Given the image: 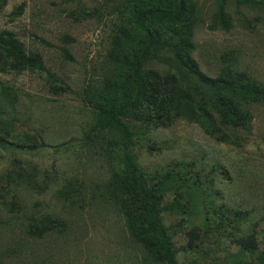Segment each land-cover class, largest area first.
<instances>
[{
	"label": "rangeland",
	"instance_id": "1",
	"mask_svg": "<svg viewBox=\"0 0 264 264\" xmlns=\"http://www.w3.org/2000/svg\"><path fill=\"white\" fill-rule=\"evenodd\" d=\"M194 4L199 23L190 56L198 69L215 78L229 68L264 88V0ZM123 9V0H0V32L41 57L22 71L10 68L12 58L0 60L1 117L16 133L0 145L1 183L12 184L6 197L23 211L62 223L8 255L11 239L23 237L20 222L0 204L7 221L0 226V264H158L108 197L107 182L124 163L119 147L106 142V125L96 126L86 93L109 68ZM242 107L250 129L225 127L226 141L175 107L142 104L126 118L132 154L159 188V215L177 264H264V97Z\"/></svg>",
	"mask_w": 264,
	"mask_h": 264
},
{
	"label": "trees",
	"instance_id": "2",
	"mask_svg": "<svg viewBox=\"0 0 264 264\" xmlns=\"http://www.w3.org/2000/svg\"><path fill=\"white\" fill-rule=\"evenodd\" d=\"M194 6V0H123V12L127 16L120 20L112 37L109 68L98 86L86 89L88 105L98 114L96 126L106 125L109 136L106 142L119 147L124 163L123 169L114 170L107 182L108 197L114 201L130 236L158 264H177V259L159 215V188L149 183L132 154L126 118L142 104L156 110L175 107L177 115L193 119L208 135L226 141L225 127L250 129L251 115L243 104L264 97L261 83L248 81L229 68H222L215 78L198 69L190 56L194 47L190 37L199 23ZM218 17L225 29L228 28L224 9ZM4 55L13 59L9 60L10 68L16 71L33 69L41 60L39 54L26 53L8 31L0 32V60ZM165 65L167 69L160 73ZM0 70L4 71L5 67ZM0 106L2 145L9 143L6 133H16L12 124L1 117L4 109L1 103ZM1 182L2 178L0 204L15 223L20 222L23 237L11 239L5 248L8 255L19 253L23 240L42 238L62 224L50 215L23 211L18 202L6 197L4 190L12 184ZM12 195L15 197L13 192ZM5 225L7 221L0 217V226ZM2 255L0 252V263L4 261Z\"/></svg>",
	"mask_w": 264,
	"mask_h": 264
}]
</instances>
